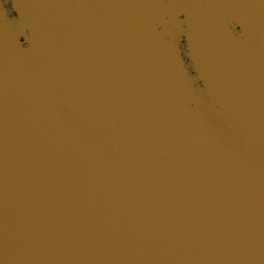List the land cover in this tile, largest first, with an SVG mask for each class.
I'll use <instances>...</instances> for the list:
<instances>
[{"label":"water","instance_id":"1","mask_svg":"<svg viewBox=\"0 0 264 264\" xmlns=\"http://www.w3.org/2000/svg\"><path fill=\"white\" fill-rule=\"evenodd\" d=\"M0 264H264V0H0Z\"/></svg>","mask_w":264,"mask_h":264}]
</instances>
